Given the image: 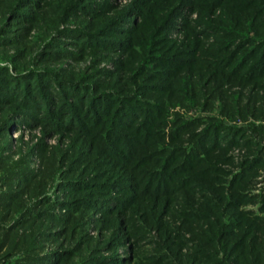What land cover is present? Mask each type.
Listing matches in <instances>:
<instances>
[{
    "label": "rangeland",
    "instance_id": "rangeland-1",
    "mask_svg": "<svg viewBox=\"0 0 264 264\" xmlns=\"http://www.w3.org/2000/svg\"><path fill=\"white\" fill-rule=\"evenodd\" d=\"M214 1L0 0V68L48 74L92 96L126 90L136 112L130 130L109 122L104 132L108 121L78 114L80 130L55 133L27 118L2 128L10 107L0 105V225L10 228L0 264L33 254L54 264H264V76L246 83L257 58L245 56L264 38V0H240L259 8L260 21L250 31L237 18L225 25L231 36L223 24L233 0ZM13 10L28 19L11 21ZM221 54L217 81L206 63ZM169 56L186 65L174 77ZM144 100L163 105V126L139 128L154 112ZM129 148L145 155L121 161ZM199 148L198 165L177 175ZM162 169L173 172L163 179Z\"/></svg>",
    "mask_w": 264,
    "mask_h": 264
},
{
    "label": "trees",
    "instance_id": "trees-1",
    "mask_svg": "<svg viewBox=\"0 0 264 264\" xmlns=\"http://www.w3.org/2000/svg\"><path fill=\"white\" fill-rule=\"evenodd\" d=\"M185 1L186 0H181L180 6L189 5L190 0H187L188 2H185ZM220 1L221 0H215L214 4L212 2L211 6L213 7L217 5ZM20 2L21 1H18L17 4H19ZM240 3H241L240 0H236V1L233 0V4H232L233 6L231 7L229 6L228 9L231 15L228 14V16L225 18L226 20L224 21L226 22L223 24L225 27L224 29H226L225 25H230L231 27L233 25L236 26V24L240 22L239 20H237V18H241L242 22L245 21L247 29H249L250 31L253 30V28L255 29L257 28L256 25L258 24V21H260V18L255 19L254 13L255 11L259 10V8L255 10L252 8V11L254 12L252 11L250 12L246 8H243L245 7V4H240ZM20 4L24 5L25 3L21 2ZM63 7H65V4L60 3L59 8H63ZM74 7H72L71 9H73ZM17 9H19V7ZM19 13L20 12L13 10L12 16L14 17L11 18V21H14L17 19L19 21L28 19L23 15L20 16ZM15 15H19V16H15ZM226 30L224 32H226ZM228 35L230 36L233 35V30H231V32L229 31ZM246 37L248 36L245 35L244 37L241 35L239 38L240 39L244 38V42L246 43L247 41H250V39H247ZM0 42H5V40L1 39ZM254 43H255V40H254ZM103 46H106V45L103 44ZM221 55L223 58L221 59L212 58L211 61H213V63H211L210 61L206 63L211 68H213L212 77L213 79L215 78V80L219 79L220 77H218L217 75V72H216L217 69L215 70L214 68H217V66H219L218 62L222 61L224 57H226L224 56V54H221ZM231 55L232 54H229V56H227L229 57L228 60L233 56ZM247 55H248V58L256 57L257 59L251 64L249 69H247L248 76H247L246 83L254 82V84H256L258 83L257 80L260 79L259 81H261L262 79L261 77L264 76V38L262 39V42L258 43V47H254L250 49L249 52L245 56L247 57ZM245 60H248V59H245ZM177 61L178 60H176V58H172L171 56H169L168 59H166V62H164L165 67H167L166 70L168 71L170 69L171 72H165V74L172 73V76L174 77V76H177L179 72H181V69H184L186 67V65L183 66L184 68L181 67V65L178 66ZM241 63H242V60H240V66H241ZM15 71H16L15 74H12V73H9L7 69L0 68V105L10 107V110L7 111L9 113L7 114L6 112V116L4 118V121L2 122V128H5V129L9 127L11 128L14 126V123H16L17 120H20V119L22 120V118H27V119H30V122L36 121V122H41V124L43 123V125H47V127L50 128L51 132L56 133L58 131H65L66 129H73L75 131H78L80 130V128L79 126H75L74 123L77 121L79 115H80L79 116L80 119H82L83 117L82 120L86 119V121H89L92 125L99 123L101 119L102 121L103 119H105V122L108 121L106 123V126L103 128L104 132L109 131V129H111V126H109L110 123L113 124V126L116 123H118L121 128H124L123 126H125L128 130L132 129V127L134 126V123H135L134 116L135 115L133 112L135 111L131 108V105L129 106L127 102L125 103V100L133 96L129 95V93L127 94L126 90L120 91V93L122 94H118L117 96H113V95L108 96L104 94H102L101 96H96V95L92 96V94L89 95L90 93L89 89L85 88L86 90H83L82 92V89H83L81 88L82 86H79L77 83L72 84V83L62 82L59 80L56 81L54 80L52 76L48 74H44V73L43 74L41 73L39 74L35 72L22 73L16 69ZM224 73L226 76L228 75L226 72ZM188 83H191V84L187 85L186 93H188L190 97L196 98L197 93L199 94V92H201L200 89L199 90L197 89L199 88L198 81L197 83L192 82V81ZM155 88L157 87L146 88V86H143L142 89H154L155 90ZM200 88L203 89V91L205 90V88H203L201 84H200ZM81 93H84V94H81ZM136 103L140 105L139 101H136ZM143 103L145 104L140 105V106H143V108L141 107V109H144V106L145 107L149 106V107H153L154 112L153 114L147 113L143 116V118H141L142 126L139 125V128L143 130L144 127L147 129H151V128L154 129L156 127H159V125L163 126V123L165 121L164 114L166 113L165 109L163 108V105H159L158 102L157 104H155L151 101H145V100ZM131 104H134V102L132 101ZM185 127H186L185 124L182 123L180 124V127L178 129L174 128L173 130L174 132L172 133L173 140H176L175 138L177 137V134L180 131L182 132V130ZM214 132H212L211 135H213ZM102 133L100 134V136H103ZM109 133L118 135V133L115 134L113 132V128ZM147 136L153 137L154 134L147 131L146 137ZM206 136L208 135L205 132L199 135L198 137H202L203 139V137L205 138ZM110 139L114 140L115 137H112ZM123 139L124 138H121V140ZM214 139H211L213 140L212 142L215 141ZM125 143H127V141ZM130 143H133V141L130 140ZM142 143L145 144V141L143 140L140 144ZM131 150L132 149L129 148L125 159L118 157V156L117 157L121 161L126 162L127 159H129L130 161H136L135 160L136 157L145 155L144 152H142L141 150H138V149L135 151L134 150L131 151ZM199 151L200 152H198V155L195 152H193L192 156L189 159H187L189 160L188 166L187 164H184L183 166L181 165L182 167L180 169L176 170L177 175H181L183 171L188 172L191 170L192 167H196L198 165L197 162H199L201 159L199 157H201L202 155H203L202 157L205 156V152L201 151L200 148H199ZM152 153L155 154L157 153V151L154 150ZM181 153H182V150H181ZM181 156H183V154ZM169 158H171V156ZM144 160L145 159L140 160V161H144ZM170 161H168L167 163H170ZM163 167L165 169V166ZM162 171L164 170L162 169ZM166 171L161 173V176H160L161 178L166 179V176H170L171 173L173 172V171H170V169ZM183 183L186 184L185 181ZM220 207L221 205L217 206L216 208L218 210L214 208L213 211L214 210L215 212L219 211ZM215 215L218 216L217 214ZM210 217L211 216H209L208 219L206 218V222H208L209 224L208 225L209 227H207V229L213 235L212 239H214V243H216L218 232L216 231V229L213 230L211 228L213 222H211L212 219L210 220ZM220 224H222V221L220 222ZM16 226H17V222L16 224L15 223L13 224L11 229L15 228ZM9 229L10 228L6 229L0 225V248L6 245L5 235H7V232H9ZM27 252L28 251H26L25 253ZM51 257L40 258L33 254V256L29 257V259L31 260H28L29 261L28 264H48L50 263ZM54 263H55V260L54 262L51 261L50 264H54Z\"/></svg>",
    "mask_w": 264,
    "mask_h": 264
}]
</instances>
